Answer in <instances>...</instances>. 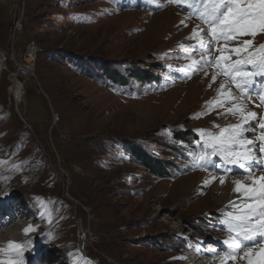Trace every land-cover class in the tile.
Returning <instances> with one entry per match:
<instances>
[{"label": "rangeland", "instance_id": "1", "mask_svg": "<svg viewBox=\"0 0 264 264\" xmlns=\"http://www.w3.org/2000/svg\"><path fill=\"white\" fill-rule=\"evenodd\" d=\"M186 16L168 0H0V200L40 223L19 264H188L198 240L228 238L224 214L238 209L216 204L211 191L221 177L251 181L219 155L204 167L196 157L211 152L201 131L239 117L208 106L225 77L212 83L214 69L187 68L186 55L199 59L184 49L196 45L189 37L201 22ZM244 41L256 51L264 33L233 43ZM31 44L34 70L14 77ZM15 79L27 92L19 107ZM255 82L250 100L228 86L264 119L256 94L264 76ZM153 159L171 177L148 171L142 162ZM262 239L246 243L264 253Z\"/></svg>", "mask_w": 264, "mask_h": 264}, {"label": "snow or ice", "instance_id": "2", "mask_svg": "<svg viewBox=\"0 0 264 264\" xmlns=\"http://www.w3.org/2000/svg\"><path fill=\"white\" fill-rule=\"evenodd\" d=\"M157 3V0H151ZM187 12L186 20L195 17L201 24L197 25L190 39L196 40V45L191 49H184L186 53L197 52L199 59L189 55L188 69L203 71L208 75L212 73V83L218 76L225 77L218 88L217 97L209 102L211 110L226 108L221 115L238 116L239 121L220 128L218 133L205 134L203 149H211V152L202 151L196 157L198 166L205 165L199 162H207V158L219 155L223 161L230 165H236L244 170L245 177L251 181L246 185L240 180H233V191L240 193L245 199L239 203L232 202L231 207L238 211L225 213L223 225L226 226L228 238L222 241L225 248L223 256L219 252L212 255L220 259L221 264H229L240 258L241 253L245 258L252 256V245L246 243L256 236L264 238V119H257V113L247 110L246 105L238 103L232 88L234 85L245 100H250L255 89V77L264 76V45H260L256 51L250 41L243 44L233 43L237 37L258 33H264V0H168ZM161 6V5H158ZM182 24L187 26L186 21ZM206 26V31L204 27ZM183 47V46H182ZM247 52V55H243ZM209 84V88H211ZM264 105V90L256 93ZM207 114V113H205ZM250 120H256V125L249 126ZM215 127H220L215 125ZM262 130L258 135L251 137L246 133ZM199 143V142H197ZM258 165L259 168L253 167ZM259 171V175L257 174ZM215 179V178H213ZM225 183L224 177L220 178V184ZM207 184V181L205 182ZM35 229H25V234ZM264 245V239L258 242ZM22 245L9 243L8 250L19 253ZM199 251V249H195ZM264 251V248L261 249ZM0 264H19L18 259H6ZM249 264L252 261L249 260Z\"/></svg>", "mask_w": 264, "mask_h": 264}, {"label": "bare ground", "instance_id": "3", "mask_svg": "<svg viewBox=\"0 0 264 264\" xmlns=\"http://www.w3.org/2000/svg\"><path fill=\"white\" fill-rule=\"evenodd\" d=\"M34 61L35 62L37 61V57L35 58V56L32 58V60L25 59V62H24L25 65L19 66L20 69L16 71V74L14 77H18V75L20 77V73H19L20 71L23 72L22 73L23 76H28V74H30L31 71L34 70L33 69L34 68L33 67ZM0 65H1V60H0ZM210 80H211V78H210ZM213 89L216 90V86L213 87ZM11 94L13 97V101L16 103L17 107H19V104L25 102V100H26L27 92H26L25 85L21 81H19L18 79H15V81L11 87ZM3 111H4L3 108L0 107V112L3 113ZM253 167H256L257 169L259 168L258 165H253ZM257 174L259 175V171H257ZM39 179H40V177H39ZM37 180H36V182H37ZM233 180H237V179L233 178L232 180L225 181V183L223 185H221L219 182L216 184V187L214 188V190L211 191L212 195H213L212 197L214 199L212 197L211 198L216 202V204H223V205L224 204H231L232 202H239L240 199H242V200L245 199L240 193L233 191V183H232ZM238 180H240L243 183V180H241V179H238ZM4 184H6V183H4ZM26 184H30V182L26 183ZM2 199H4V200L3 201L0 200V202L1 201L3 202L0 205V260H2V261L6 260V259L15 260V257L18 255V252L15 250L9 251L8 250L9 243L22 245L23 247L21 250H19V252L22 251L27 246V244L31 241V239L33 237L37 236L36 234H37L38 228H39V227H37V225L40 226V223H39L38 219L34 220V222L28 221L29 220L28 213H26L25 211H22V210L17 212V205L16 204H14V206L12 205L11 206L12 209H10V211L8 212L6 210V207L4 206L7 199H5V198H2ZM19 214L20 215L22 214V216H23V218H21V221H17L16 220L17 218H15V216L19 215ZM23 214H25V215H23ZM45 218L46 217L43 216L41 219L43 220ZM21 222H24V223L21 224ZM28 228L35 229V231H30L28 234H25V229H28ZM215 248H216V246L214 245V243H210V244H208L206 249H199V251L197 253H194V255H192V256L188 255V257L186 256V258H188V260H186V261H188L187 262L188 264H209V263L221 264L220 259L217 258L216 256L212 255L213 249H215ZM191 249H193V247H191ZM193 251L194 250H192V252ZM214 252H219L221 256H223V254H224L222 249H219V250L214 251ZM30 253L31 252H29V254ZM252 253H254V254L252 256L247 257V258H245L242 254L240 256V258L234 262V264H249V260H251L252 264H253V261H255L256 257H260V256L264 257V253H261L260 251H258V253H256L255 251H252ZM210 258H211V260H208ZM200 260H203V261L200 262ZM229 264H232V263L229 262Z\"/></svg>", "mask_w": 264, "mask_h": 264}, {"label": "trees", "instance_id": "4", "mask_svg": "<svg viewBox=\"0 0 264 264\" xmlns=\"http://www.w3.org/2000/svg\"><path fill=\"white\" fill-rule=\"evenodd\" d=\"M179 134L183 135L186 133L184 131H181ZM142 163L145 165V167H147V170L154 173L155 176H159L161 178H168V177H171V175H172L170 173L166 174V170L163 171V169H164L163 165L158 166L159 162H156L155 160L154 161L151 160V161H148L146 163L142 162ZM166 175H168V176H166ZM193 225L194 224H192V226ZM194 227L197 228L196 225H194Z\"/></svg>", "mask_w": 264, "mask_h": 264}, {"label": "built area", "instance_id": "5", "mask_svg": "<svg viewBox=\"0 0 264 264\" xmlns=\"http://www.w3.org/2000/svg\"><path fill=\"white\" fill-rule=\"evenodd\" d=\"M38 50V47H36V45L35 44H31V46H30V52L27 54L28 56H27V58L26 59H30V60H32V58L35 56V58L37 57V51ZM34 63H35V61H34ZM129 157H131V154H129L128 155Z\"/></svg>", "mask_w": 264, "mask_h": 264}]
</instances>
